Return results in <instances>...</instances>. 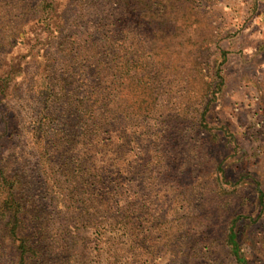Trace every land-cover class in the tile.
Here are the masks:
<instances>
[{"label":"rangeland","instance_id":"obj_1","mask_svg":"<svg viewBox=\"0 0 264 264\" xmlns=\"http://www.w3.org/2000/svg\"><path fill=\"white\" fill-rule=\"evenodd\" d=\"M40 1L0 0V163L44 226L29 264H241L230 228L264 264V0Z\"/></svg>","mask_w":264,"mask_h":264},{"label":"trees","instance_id":"obj_2","mask_svg":"<svg viewBox=\"0 0 264 264\" xmlns=\"http://www.w3.org/2000/svg\"><path fill=\"white\" fill-rule=\"evenodd\" d=\"M114 4L120 6L121 8L124 7L125 10H128L129 13L132 14L133 17L136 19H141L142 10L144 11V6L140 7L139 3H145L142 0H111ZM53 4V0H41L40 7L45 12L46 9ZM44 19V22H48V27L51 26V23L54 20V15H48ZM19 33V32H18ZM21 34L24 33L23 31L20 32ZM18 34V36L21 34ZM19 36V37H20ZM15 40L14 42H16ZM14 43V44H15ZM8 77V75H7ZM7 77L0 78V94H3L4 90L6 89L7 85ZM100 99L107 100V94L99 91ZM46 160H49V156L46 157ZM64 165L71 167V161H65ZM66 170V168H65ZM46 182V180H45ZM22 186V181L18 178L11 177L6 174L5 167L0 163V189L2 190L3 197L0 202V219L3 222L1 231L4 232L3 236H7L9 238L15 239L17 241V245L15 247L17 251L18 261L15 264H29L34 258L40 256L39 247L37 243L41 242V239L44 238V230H43V223L36 222V220L40 219L38 212L34 214L32 220L27 219L24 216L23 208L28 203V200L24 198L21 194H19L20 187ZM260 201L263 198V192L259 189ZM26 212V211H25ZM32 224L34 228L33 234H27L28 226ZM33 240V241H32ZM228 240L231 245L232 252L236 256V260L241 263L245 264V260L243 257L239 255V244L236 239V233L233 231V228H230V232L228 234Z\"/></svg>","mask_w":264,"mask_h":264}]
</instances>
